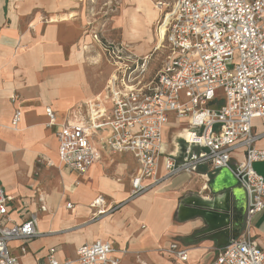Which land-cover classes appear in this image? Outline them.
Wrapping results in <instances>:
<instances>
[{"label":"built area","instance_id":"obj_1","mask_svg":"<svg viewBox=\"0 0 264 264\" xmlns=\"http://www.w3.org/2000/svg\"><path fill=\"white\" fill-rule=\"evenodd\" d=\"M156 7L161 15L154 52L168 50L156 76L144 79L152 54L138 56L124 42L104 44L114 73L104 92L71 109L57 132L59 158L69 170L85 174L104 150L132 153L139 162L134 198L164 180L194 174L201 165L230 169L247 200L245 232L212 264H264V235L259 241L249 231L253 216L264 211V177L253 167L264 162V148L257 146L264 131L254 126L264 119V0H157ZM46 114L51 127L56 112L48 106ZM171 114L188 119L185 141L200 150L189 160L166 156L165 174L157 177ZM21 116L17 110L15 126ZM11 200L0 184V264H20L11 243L20 241L16 249L26 255L28 241L42 235L36 213L20 223L9 216ZM169 249L188 260V250L177 243ZM56 254L55 247L48 250L47 264L121 263L108 240L81 245L75 257L60 260Z\"/></svg>","mask_w":264,"mask_h":264},{"label":"crops","instance_id":"obj_2","mask_svg":"<svg viewBox=\"0 0 264 264\" xmlns=\"http://www.w3.org/2000/svg\"><path fill=\"white\" fill-rule=\"evenodd\" d=\"M66 3L68 0L63 4L56 0H0V136L2 137H0V157L4 158L3 162L0 161V184L5 193L12 196L9 203V216L20 223L28 219L32 213H36L38 228L42 234L40 237L28 241L26 255H21L16 249L21 243L20 241L11 243L20 258V264H23L22 259H26L27 264H47L45 257L51 247L56 248V255L60 260L75 257L76 251L81 245L94 243L98 240L111 241L115 247L113 240L105 238L110 231L108 229H111V221L116 226H123L127 222H131L133 228L138 227V230L142 231L141 244L144 246V250L161 247V238L170 234V237L173 238L172 243H177L181 248L188 250V260L177 259L179 264H212L220 251L233 238L245 232L244 222L241 224V220L239 218L237 220L235 215L236 202H239L235 195L236 190H242L241 205L245 219L247 204L245 192L239 184L235 188L233 185L230 187L229 194L232 195L230 208L232 211L226 212L230 214L233 224L222 226L217 230H208L209 222L206 216L183 217L182 206L190 205L186 201L189 197L211 196L217 198L223 196L227 190L226 184L234 180L232 174L229 171L225 174L223 169L213 170L208 165H201L194 174L182 173L160 182L148 193L133 200L134 202H129L121 213L119 211V213H112L113 216L107 220H103V218V223L104 221L106 223L100 231H96V223H91L97 218L94 215L83 213L77 217L76 224L71 228H66L65 219L60 218L65 215L64 210L71 211L76 206L77 197L69 193L70 186L75 187L79 185L78 183H84L86 188L83 195L86 201L104 195L106 200L113 203L115 197L120 196L121 198L127 194L128 186L126 185V188L121 186L123 191L121 195H118L115 191V180L102 179L99 176L100 170L106 175V170L113 169L117 176H120L117 164L124 163L121 159L125 154L131 155L139 168V162L135 156L126 152H120V155L112 159L110 152L104 150L102 158L93 164L85 174L69 170L59 158L57 132L70 116L71 109L85 106L87 101L104 92L113 71L112 66L109 65L108 73L103 77L99 76V66L94 62L97 58L87 56V50H85L88 48L86 45H90V50L97 45V41L91 35H83V26L85 21H88V17L82 9L78 10L79 7H70ZM73 3L78 4V2ZM72 12L76 13L73 18L68 20L63 18ZM159 13L160 19L161 13ZM15 17L17 19H14ZM54 17H57L58 20H53ZM38 44L41 46L38 47ZM48 106L53 108L57 116L55 124L51 127H48L49 118L46 114ZM17 110L22 113L19 124V127H22L20 131L9 128ZM174 119L186 120V126L175 134L172 140L173 148L167 154L162 153L157 177L165 174L166 156L189 160L195 157L200 150L198 146L185 141V134L190 128L188 119H179L176 115L171 114L165 129ZM254 126L257 132H263L264 119H256ZM4 130L6 131L4 132ZM43 130L45 135H43ZM10 137L11 140H9ZM49 145H53L54 149H48V151L47 146ZM257 146L264 148V137ZM45 149L47 151L44 152L42 163L52 169L57 168L56 165L60 166L63 176L72 181L65 186V193H61V189H59L58 175H55L57 178L51 177L48 180L45 192L47 197L42 195L41 188L33 190L27 186L33 176L32 160L39 152L43 153ZM256 163L261 164L263 171L257 173L264 177V162ZM5 169L11 172L10 175L13 179L7 178ZM124 169L125 174L126 164ZM17 172L19 173L17 174ZM4 176L7 179L3 178ZM84 178L85 180H83ZM215 178H218L217 182ZM105 189L107 192L109 190L112 196L104 192ZM68 203H72L73 208H68ZM42 204L47 208L45 211L41 210ZM93 209L97 211L96 208L93 207ZM96 211L94 213H97ZM43 213L46 214L41 216ZM123 216L125 219H122ZM40 221L44 222L45 228L41 226ZM76 227L78 231H81V234L70 231ZM249 231L252 237L261 241L264 235V211L253 216ZM97 234L102 237L97 238ZM72 237L73 239H70ZM125 246L124 243L123 247ZM65 247H70L73 254H67L64 250ZM116 255L119 256L117 251ZM145 257L150 261L153 256L146 253Z\"/></svg>","mask_w":264,"mask_h":264},{"label":"rangeland","instance_id":"obj_3","mask_svg":"<svg viewBox=\"0 0 264 264\" xmlns=\"http://www.w3.org/2000/svg\"><path fill=\"white\" fill-rule=\"evenodd\" d=\"M56 1L62 2V4L66 2V0ZM71 1L72 0H68L66 5L70 7L72 6L74 8L79 7L78 10L82 9L83 13L88 17V21H85L83 26V35H91V37H93L92 35L98 33L99 39L96 40L97 45L91 50L89 49L90 45H86L88 48L85 50H87V56H93L94 58H97L94 62L99 66V76L103 77L108 73L109 65H111L113 68L111 76L115 70V66H113L112 62H110V60H108L105 56L103 45H117L122 42L129 46V48L133 50L138 56L152 54L147 71L144 73V79L148 82L156 76L157 72L162 66L163 61L168 55V50L166 49H161L158 52H154V49H152L154 44H157L156 40L159 27V10L156 7L157 0H75L78 2V4H74L73 2L75 1H72L71 3ZM39 46L41 45L38 44V47ZM237 61L238 55H236L234 58V62L236 63ZM182 100H185L184 95H182ZM185 126L186 120L174 119V121L169 124V127L164 131L162 153L167 154L173 148L174 143H172V140L175 134H177ZM53 147V145H49L47 146V149L53 150ZM46 151L47 150L45 149L43 153L39 152L32 160L34 163V168L32 169L33 176L27 186L33 190L36 188H41L43 192H46L48 180L51 179V177H56L55 175H58V179L61 178L59 189H61V193H65V186L72 183V181L63 176L60 166L58 168L54 167V169H52L48 165L42 163ZM110 154L112 159L116 158L117 155H120L119 152H110ZM123 156L124 157L121 160L126 164V171L122 178L117 176L115 170H106V175L109 176L110 181H118L122 179V182L126 183L127 186L129 184L127 194H124V196L121 197L118 202L113 201L114 205L113 203L109 202V200H107L108 204L111 205V214L117 213L118 211L121 213L122 209L129 202L137 200L143 195L142 194L141 196L135 198L132 196L128 198V196L131 194L133 180L135 179L139 168L131 155L125 154ZM3 159L4 158L1 156L0 161L3 162ZM253 167L258 173L263 172L261 164L255 163L253 164ZM5 171L7 172L8 178L12 179L10 175L11 172L8 169H5ZM83 180H85V178ZM44 214L46 213L41 214V216ZM102 219L103 216H99L91 221V223H96V231H100L102 226L105 225ZM122 219H125V217L123 216ZM65 226L68 228L70 225L65 224ZM110 227L111 229H109L110 231L108 232V236L105 238L114 241L115 249L122 260L121 264H179L175 254L169 249L173 239L170 237V234L166 236L164 235V237L161 238V247L158 248L157 246V248L154 249L150 248L148 250H144V246L141 244L142 231L138 230V227L133 228L131 222H127V224L123 226H116L111 221ZM70 231L81 234V231H78L77 227L70 229ZM124 243L126 244L125 247H123ZM64 250L67 254H73V250L70 247H65ZM146 253L149 256H153L150 261L146 259ZM22 261L23 264H27L26 259H22Z\"/></svg>","mask_w":264,"mask_h":264},{"label":"bare ground","instance_id":"obj_4","mask_svg":"<svg viewBox=\"0 0 264 264\" xmlns=\"http://www.w3.org/2000/svg\"><path fill=\"white\" fill-rule=\"evenodd\" d=\"M72 1H75V0H72ZM77 2V1H75ZM76 15L75 12H72L70 13L69 15H66L64 16L63 18L68 20V19H71L73 18L74 16ZM14 19H17L16 17ZM53 20H58L57 17H54ZM17 22V21H16ZM57 81V80H55ZM58 82V81H57ZM56 85V84H55ZM53 85V86H55ZM58 86V85H56ZM10 98V97H9ZM23 120V119H22ZM19 124L20 122L15 126L13 124V119L12 121L10 122V125H9V128L13 129L14 131H20L22 129V127H19ZM43 126V125H42ZM46 127V126H44ZM3 128V127H2ZM10 129V130H11ZM43 129V128H42ZM45 130V129H44ZM43 130V132H44ZM6 130H4L5 132ZM9 132H13V131H9ZM23 132V131H22ZM34 134V133H33ZM43 135H45V132L43 133ZM1 137V136H0ZM46 137V136H45ZM44 137V138H45ZM2 138V137H1ZM14 138V137H13ZM5 139V138H4ZM3 139V140H4ZM11 140V137L10 139ZM12 140H15V139H12ZM9 142V141H8ZM12 142V141H11ZM38 142V141H37ZM36 142V143H37ZM14 143V142H13ZM18 143V142H17ZM16 143V144H17ZM15 144V145H16ZM26 144V143H25ZM11 145V143H10ZM14 145V144H13ZM3 146V145H2ZM18 146V145H17ZM21 146V145H20ZM25 146V145H24ZM16 148V147H15ZM17 150V148L15 149ZM48 150V149H47ZM49 151V150H48ZM23 153V152H22ZM23 164V163H22ZM34 164V163H33ZM25 166V164H24ZM23 166V167H24ZM33 166V165H32ZM18 167V165H17ZM56 167L58 168V166L56 165ZM124 167H125V164L124 163H118L117 164V168H118V171H119V175L120 177L122 178L123 175H124ZM32 171V170H31ZM14 172V171H13ZM12 172V173H13ZM59 172V171H58ZM98 172V171H97ZM19 172H17L18 174ZM106 173V172H105ZM13 175H15L13 173ZM12 175V176H13ZM75 175V174H74ZM128 175V174H127ZM61 176V175H60ZM77 176V175H76ZM99 176L102 178V179H109V177L105 174H103V172H99ZM112 176V175H111ZM16 177V176H15ZM3 178H6L5 176ZM1 178L2 180H6V179H3ZM18 178V177H17ZM20 178V177H19ZM13 179V178H12ZM61 179V178H60ZM74 179V178H73ZM17 179L15 178V181ZM76 180V179H74ZM118 181L120 183H118ZM118 181H114V186H115V191L118 195H121L122 194V187L123 186L124 188H126V183H121L122 182V179L118 180ZM128 183V182H127ZM60 184V183H59ZM79 185L78 186H70L68 191L69 193L74 196V197H77V200H76V206L71 210V211H68V209H66V211H64L65 215L60 217L62 218L63 220L65 219L64 223L65 224H68L70 225L68 228H71L72 226L71 225H74L76 224V220H77V217L78 216H81L83 213H86L88 215H94L95 217H99V216H103V220H107L109 218H111L113 215L111 214L110 212V207L111 205L108 204L106 198L104 195H101V196H97L95 197L93 200L91 201H86L85 198H84V195H83V192L85 190V185L84 183H78ZM108 184V183H106ZM58 185V184H57ZM109 185V184H108ZM129 186V184H128ZM103 187V186H102ZM203 188V187H202ZM28 189V188H27ZM24 191V190H23ZM28 191V190H27ZM125 191V190H124ZM36 192V191H35ZM104 192H107L106 189ZM109 193V190L108 192ZM148 193V192H147ZM29 194V193H28ZM242 190H236V196H237V199H239L238 201L239 202H236V219L238 220V218H240L239 220L243 219L242 218ZM31 195V193H30ZM42 195L44 197H47L46 193L45 192H42ZM110 195V193H109ZM112 196V195H110ZM131 195L128 196V198H130ZM34 197V196H33ZM42 198V197H41ZM232 195L230 194H224L223 196H219L217 198H214V197H200V196H195V197H189L187 198V202L190 204V205H186L184 204L182 206V216L183 217H189V216H195V215H203V216H206L208 222H209V229L208 230H217L218 228L221 229L222 226H229V225H232L233 224V220L230 216L229 213H227L226 211H232V208H230V201L232 200ZM115 202H118L120 200V196L118 197H115V199H113ZM141 200V199H140ZM134 202V201H133ZM146 202V201H145ZM138 203V201H137ZM114 204V203H113ZM145 204V203H144ZM139 205H141L139 203ZM138 205V206H139ZM94 208L97 209V213H94ZM140 207V206H139ZM149 207V206H148ZM147 208V207H146ZM50 211V210H49ZM67 212V213H66ZM62 215V214H61ZM141 216V214H140ZM52 217V216H51ZM55 217V216H54ZM95 217H91V218H95ZM51 219V218H50ZM54 219V218H53ZM62 219H59V220H62ZM83 220V219H82ZM82 220H80L82 222ZM53 222V220H52ZM41 226L44 227V222H41ZM104 223H106V221H104ZM50 224V222H49ZM99 225V224H98ZM48 227V225L46 226V228ZM45 228V227H44ZM41 229V228H40ZM104 229V228H103ZM107 229V228H106ZM225 229H227V227H225ZM42 230V229H41ZM47 230V229H45ZM44 230V231H45ZM109 230V229H108ZM43 231V230H42ZM103 232H107L106 230H102ZM97 238H101L102 235L100 234H97L96 235ZM70 239H73L70 238ZM83 239V238H82ZM95 239V238H94ZM150 239V238H149ZM148 241V240H147ZM153 241V240H152ZM154 243V242H153ZM152 244V243H151ZM153 245V244H152ZM151 246V245H150ZM155 247V246H153ZM152 248V247H151ZM156 248V247H155Z\"/></svg>","mask_w":264,"mask_h":264},{"label":"water","instance_id":"obj_5","mask_svg":"<svg viewBox=\"0 0 264 264\" xmlns=\"http://www.w3.org/2000/svg\"><path fill=\"white\" fill-rule=\"evenodd\" d=\"M223 170L225 171V174H226V172H230L231 174H232V176H233V178H234V180L232 181L231 180V182L229 183V184H226V188H227V190L225 191V194H229L230 192H231V186L233 185V187L235 188V187H237L238 186V184H239V182H238V180L236 179V177L233 175V173H232V171L230 170V169H228V168H223ZM215 181L217 182L218 181V178H215ZM214 190L216 191V188H214ZM242 218L243 219H241V224H242V222H245V219H244V212L242 211ZM240 219V218H239ZM237 237V236H236Z\"/></svg>","mask_w":264,"mask_h":264}]
</instances>
